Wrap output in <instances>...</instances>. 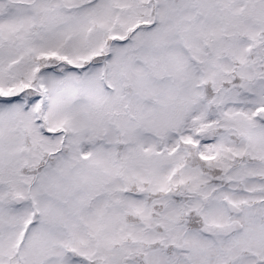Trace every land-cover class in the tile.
<instances>
[{
  "label": "snow or ice",
  "instance_id": "obj_1",
  "mask_svg": "<svg viewBox=\"0 0 264 264\" xmlns=\"http://www.w3.org/2000/svg\"><path fill=\"white\" fill-rule=\"evenodd\" d=\"M0 264H264V0H0Z\"/></svg>",
  "mask_w": 264,
  "mask_h": 264
}]
</instances>
